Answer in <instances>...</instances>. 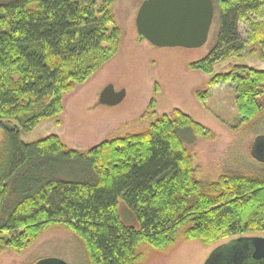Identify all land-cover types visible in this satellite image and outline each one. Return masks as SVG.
<instances>
[{"label": "trees", "instance_id": "16d2710c", "mask_svg": "<svg viewBox=\"0 0 264 264\" xmlns=\"http://www.w3.org/2000/svg\"><path fill=\"white\" fill-rule=\"evenodd\" d=\"M114 1H0V245L22 251L60 223L83 240L90 264H135L142 242L166 247L190 222L187 238L210 243L230 236L220 250L233 251L242 244L237 238L264 230V179L199 180L181 134L209 131L182 110L156 117L152 99L154 119L145 131L87 151L68 148L57 135L22 139L41 120L58 116L64 94L115 54L121 30ZM214 3L216 44L190 67L211 74L217 63L242 57L248 47L239 31L243 21L264 60V18H254L264 14V0ZM228 80L236 83L241 122L264 110V69L236 66L210 83ZM120 200L134 222L122 219Z\"/></svg>", "mask_w": 264, "mask_h": 264}, {"label": "rangeland", "instance_id": "374dc122", "mask_svg": "<svg viewBox=\"0 0 264 264\" xmlns=\"http://www.w3.org/2000/svg\"><path fill=\"white\" fill-rule=\"evenodd\" d=\"M97 1L100 4L102 0ZM143 1H114L115 25L121 30L115 54L85 82L64 94V108L58 116L41 120L34 130L22 133V139L33 142L57 135L68 148L87 151L104 140L145 131L154 119L149 114V104L155 99L156 117L178 108L209 131L196 135L185 128L181 134L199 180L212 182L222 175L233 174L264 179V162L251 152L255 139L264 135V110L241 122L236 83L230 80L210 83L214 76L229 73L236 66L264 69L262 50L252 41L253 28L246 21L240 23V34L248 46L243 56L217 63L213 73L208 74L192 69L190 64L206 57L215 46L218 18H214L208 40L201 47L156 46L142 38L137 29V14ZM254 18L262 20L264 14ZM261 36L264 38V34ZM108 85H113L116 91H125L119 104L100 102L101 92ZM200 92L206 97L201 98ZM2 140L0 129V143ZM119 210L122 219L134 222L123 200ZM190 225L187 222L181 226L174 243L166 247L142 242L136 250L139 258L135 264H205L216 248L232 239L226 236L205 243L187 238L185 231ZM243 236L264 237V230ZM44 258L90 264L83 240L60 223L50 224L22 251L0 245V264H35Z\"/></svg>", "mask_w": 264, "mask_h": 264}, {"label": "water", "instance_id": "95a60500", "mask_svg": "<svg viewBox=\"0 0 264 264\" xmlns=\"http://www.w3.org/2000/svg\"><path fill=\"white\" fill-rule=\"evenodd\" d=\"M214 0H144L136 24L142 38L156 46H181L197 48L203 46L215 18ZM125 91H116L108 85L100 95V102L107 105L119 104ZM252 155L264 162V135L258 136L252 145ZM242 242L233 251L225 253L216 248L205 264H250L248 257L264 264V237L241 236ZM35 264H69L59 258H44Z\"/></svg>", "mask_w": 264, "mask_h": 264}]
</instances>
